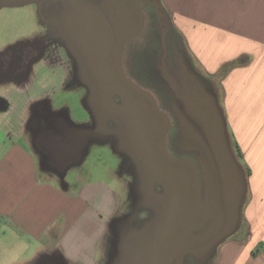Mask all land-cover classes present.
Returning a JSON list of instances; mask_svg holds the SVG:
<instances>
[{
	"label": "crops",
	"instance_id": "0c3cea01",
	"mask_svg": "<svg viewBox=\"0 0 264 264\" xmlns=\"http://www.w3.org/2000/svg\"><path fill=\"white\" fill-rule=\"evenodd\" d=\"M160 1L174 14L191 54L206 73L214 74L240 55L250 57L246 66L230 71L220 84L219 104L251 170L237 226L244 220L250 235L247 242L243 238L221 245L215 263L264 264L261 251L251 253L264 242V0ZM212 34L228 39L219 47L225 45L226 51L233 47L236 54L213 60L211 50L218 47L217 41L209 51L210 44L198 40ZM33 83V78L25 82L6 77L0 66V264L39 260L49 264V256L62 264H98L97 247L117 216L118 197L100 181H85L76 189L65 182L64 173L81 159L79 148L86 137L70 127L56 130L46 117L35 114L33 105L43 98L30 96ZM59 148L62 162L54 170L50 152ZM195 261L185 264H201Z\"/></svg>",
	"mask_w": 264,
	"mask_h": 264
},
{
	"label": "rangeland",
	"instance_id": "374dc122",
	"mask_svg": "<svg viewBox=\"0 0 264 264\" xmlns=\"http://www.w3.org/2000/svg\"><path fill=\"white\" fill-rule=\"evenodd\" d=\"M154 2L159 6V10L163 15L165 14L164 16L166 17L164 19V25L167 27L169 35L168 47H174L177 55L179 54L177 60L179 64V68L177 69L180 74L177 85L181 87L179 90L182 93L186 87L191 86L192 83L190 78L195 76L198 78L201 85L203 84L206 89L214 94L218 104L221 105L223 92L220 84L225 78L220 79L218 77H213L217 72L208 74L202 69L198 60H196L190 52L188 39L182 36V32H180V29L176 26L174 14L166 11L160 0H154ZM74 3L78 4L83 9H86L85 7L87 6L92 7L93 5V7L102 14V24H99L98 27L95 26L93 29L84 25L76 14H74V18L70 16L72 13L63 2L55 0L31 3L17 7L1 8L0 49L2 52H7L17 47H35V45H38L35 44L36 41L39 43V49L44 47L43 57L31 64L29 74H34L32 78L35 84L33 83L34 86L32 89L28 88L30 96H41V98L47 101L43 106L46 114L50 113L54 120H58L62 123V125L51 123L56 130L60 129L65 131V128L70 127L75 129L81 136L83 133L85 134V130L90 132L87 135L85 134L87 137L79 148L81 159L68 168L69 170L64 173L66 176L64 180L70 184L72 189H76L85 181H100L104 184H108L110 189H112L118 197L119 205L117 216L110 221V227L106 238L97 247L98 264H118V256L125 245L129 243L131 239H135L133 236L138 237V240L134 244V249L141 251L143 255L140 264H148L147 248L149 243V228L151 222L155 218L156 210L160 202L166 195V188L158 177L140 173L136 163L131 159L125 148L121 137L119 119L116 117L102 118L101 114L97 111V98L100 95L105 96L108 103L114 104H120V98L113 95L108 85L95 81V75L89 76L84 69H81L79 74L77 64L74 65V62H72L74 61L73 57L79 45H76V42H71L73 34L81 30L87 45L94 46L92 49L103 47L107 43L113 45L116 38L112 36L121 37V35L123 36V34L129 33L135 29L137 25V15L131 7L130 0H74ZM57 14H59V16ZM107 25H110L109 29L111 30L110 33L112 36L110 35V37L100 39L99 36L102 34V29H106ZM93 30L95 33L91 32ZM155 30L156 17L151 15L150 19L147 18V24L143 33L132 42L141 44L148 41L149 35H152V37L154 36L149 46V50L151 51L150 54L143 53L136 59L137 64L134 76L143 84L156 90L157 93L161 95L165 94L167 105L173 112L174 104L171 95L167 89L160 85L158 74L155 70V62L157 60L155 56L153 58L152 53V50H155L156 47L157 38L155 36ZM208 30L209 29H206V32ZM198 40L203 44H210L209 51L212 49V43H216L217 41L215 45L218 47L213 48L211 51L213 53V60L216 59L218 62L236 54V50L233 47H231L230 51L222 49L223 47L225 48V45L221 46L222 48L219 47L224 41L228 42V39H223L222 37L212 34L205 38H199ZM231 42H237V39H231ZM62 48H65L68 52L67 54L70 59H72L71 61L62 53ZM51 55H53V57H50ZM59 55L64 62H72V64H68V68L72 73H75L77 79L81 78V80H83L82 85L77 84L73 79L72 81H68L66 86L63 84L59 86L60 82H66V80H62L65 75V70L63 66H61L58 58ZM241 56L242 55L232 60L230 59V61H234ZM145 60L147 64L142 63V61ZM43 67H45L46 70L42 69L38 71ZM50 68H55L54 73ZM40 72H43L44 75H41L38 79L39 81H37V74L35 73ZM43 78L44 81L41 82ZM46 83L48 86L42 88L41 85H45ZM170 83V88H173V83ZM46 89L48 91H44ZM42 90L44 92H41ZM124 91L133 100L139 101L147 108L146 103L139 98L138 95L125 88ZM175 92L180 94L179 91ZM157 122L159 121L157 120ZM224 122L229 134L228 139L231 147L234 137L225 118ZM176 130L177 140L179 141L178 127ZM57 133V136H59L61 132L57 131ZM54 135L56 136V133ZM37 156L38 158L40 157V159L44 157L42 154H37ZM47 161L49 160L47 159ZM238 163L243 171L244 168L242 165H247L246 161H244V157L241 162L242 164L239 161ZM184 168L186 167H175V169L178 170H183ZM262 168V171H264V167ZM58 169L59 167L56 165L54 170ZM75 176H79V179L76 181L73 180ZM248 178L249 177H245V180H248ZM104 220L106 219L104 218ZM244 223V220L242 224L240 222V227L237 228V231L225 237L214 248L213 252L203 259H199L198 262L206 264L208 261L210 264H216L215 260L219 254L221 245L229 241H238L243 238L246 239L247 242L250 232L249 229H246L247 227ZM137 232L138 234H136ZM248 243L254 246L252 241ZM260 251L261 254H264V242L256 244L252 250L255 254ZM49 257V264H62L56 257ZM35 264L44 263H41V260H39L37 263L35 262Z\"/></svg>",
	"mask_w": 264,
	"mask_h": 264
},
{
	"label": "water",
	"instance_id": "95a60500",
	"mask_svg": "<svg viewBox=\"0 0 264 264\" xmlns=\"http://www.w3.org/2000/svg\"><path fill=\"white\" fill-rule=\"evenodd\" d=\"M43 1L52 0H0V9ZM63 1L71 8L75 6L72 0ZM141 1L130 0L137 15V25L119 38L114 67L98 69L89 76L95 75V81L108 85L121 101L120 104L108 103L105 96L100 95L97 111L102 118L119 119L125 148L140 173L158 177L166 188V195L149 228L148 264H185L187 256L198 260L208 256L236 230L246 181L231 150L217 99L195 76L190 78L192 85L182 93L181 87L170 79L173 83L170 90L179 129L177 147L184 153L194 154L197 164L166 153L165 139L171 126L169 118L159 110L148 92L124 76L120 65L125 41L137 37L143 28ZM115 77L120 83L113 80ZM124 88L147 101L153 114L133 100ZM89 133L85 130L86 135ZM85 134L82 135L87 137ZM175 167L186 168L178 170ZM133 238L122 249L118 264L141 263L142 253L134 249L138 237Z\"/></svg>",
	"mask_w": 264,
	"mask_h": 264
},
{
	"label": "flooded vegetation",
	"instance_id": "af4514ba",
	"mask_svg": "<svg viewBox=\"0 0 264 264\" xmlns=\"http://www.w3.org/2000/svg\"><path fill=\"white\" fill-rule=\"evenodd\" d=\"M55 1L63 2L69 8L70 12L72 13L73 16L70 15L71 17L74 18V14H76L77 16H79L80 18L79 20L82 21L84 25L89 26L92 29L95 26L98 27L99 24H102V21H103L102 14H100V12H98L93 7V5L92 7L87 6L85 7L86 9H83L78 4H75L74 0H72L75 6L71 8V6H69V4L66 1H63V0H55ZM139 4H140L142 14H143L144 24H143V28L140 34L135 38L126 40L122 47L121 60H120L122 72L128 80H130L135 85H137L141 89L148 92L154 98L159 110L163 112L169 118L171 126H170V130L167 133L166 139H165L166 153L173 158H177V159L187 158V159L194 161L197 164L194 154H187V153H184L178 150V147H177L178 137H177V130H176L178 125H177V121H176V118L172 110L169 109L167 105V101H166L167 99L165 97L166 95L165 94L161 95L160 93H157L156 90H153L151 89V87L143 84L139 79L135 78L134 76L136 64H137L136 59L143 53L150 54L151 51L149 50V46L151 44V39H154V36L152 37V35H149L148 41L143 42L141 44L132 43V42L136 40L143 33L146 27V24H147V18L150 19L151 15H153L156 17L155 36L157 39H156V44H155L156 45L155 50H152L153 51L152 53H153V58L155 56V59L157 60L155 62V66H156L155 70L157 71L160 85H162V87L167 89L171 95L170 79H172V81L176 83L180 79V74L178 73V69H177L179 68V64L177 62L179 58L178 56L179 54L177 55V52L175 51L174 47H168L169 46L168 45L169 35L167 32V27H165L164 25L165 23L164 19L166 18L164 16L165 14L164 15L162 14V12L159 10V6L155 4L154 0H142ZM57 15L59 16V14ZM106 27H107L106 29H102L103 30L102 34H100L99 36L100 39L110 37L111 35L110 33L111 30L109 29L110 25L109 26L107 25ZM93 31L91 32L95 33V31L94 32ZM82 34L83 33L81 32V30H79L78 32H75L73 34L72 41H71V42H76V45H79L73 57L74 61H72L74 62V65L77 64L78 71L80 69H85L86 71L87 70L89 71L87 72L88 75H92V73L94 71H97L98 69L110 70L111 68H113L114 60L116 58L117 42L120 37L111 35L112 37L116 38L113 45L111 43H107L103 47L101 46V47H97V49H92V47L94 46L87 45V42L84 41L85 39L83 38ZM35 44L39 45L37 41ZM38 45H35V47H29V46H26L23 48L17 47V48L10 49L7 52H1L0 53V66L4 68L5 76L8 78L12 76L21 81H25V82L29 81L34 75V74H29L31 64H33L36 60L38 61L41 57H43V54H44V47L40 45L42 48L39 49ZM62 50H63L62 53L69 60L70 57L67 54L68 52L65 50V48H62ZM50 57H53V55H51ZM58 58L61 63V66H63L65 70V75L62 80H66V82L64 81L62 83L60 82L59 86L61 84L66 86L67 82L72 81L73 79L76 81L77 84L82 85L83 82H81L82 81L81 78L77 79L75 73H72L68 68V64L69 63L72 64V62H64L60 55L58 56ZM71 60L72 59H70V61ZM142 63L147 64V61L146 60L142 61ZM42 69L44 70L46 68L43 67L38 71H41ZM50 69L54 73L55 68H50ZM35 74H37L36 78H39L41 76V72L35 73ZM79 74H80V71H79ZM113 80L116 81L117 83H120L118 78L116 77ZM171 99L173 102L172 95H171ZM142 100L147 105L146 109H148L152 113L148 102L145 101L144 99ZM45 102L47 101L44 99H41L40 101H38L37 103L33 105L32 109L35 111V114L37 116L46 117L45 120H47L48 123L62 125V123L59 122L58 120H54L53 117H51L50 113L46 114L44 107H43ZM62 141H64V139ZM62 141L60 143H63ZM58 145H61V144L58 143ZM60 150L62 151V149L59 148V150H53L54 152H50V155L51 153L53 155V157H51V160L56 165L62 162V159H58ZM209 221L210 219L208 220V222ZM189 260H191L194 263L196 262L195 259H193L191 256H187L185 263H187V261Z\"/></svg>",
	"mask_w": 264,
	"mask_h": 264
},
{
	"label": "trees",
	"instance_id": "16d2710c",
	"mask_svg": "<svg viewBox=\"0 0 264 264\" xmlns=\"http://www.w3.org/2000/svg\"><path fill=\"white\" fill-rule=\"evenodd\" d=\"M249 62H250V57L247 55H242L241 57H239L238 59H236L234 61H230V62L223 64L219 68L217 73L213 75V77H218L220 79H223L227 76V74L233 68H239V67L246 66ZM231 149H232V152H233L235 158L237 159V161H239L241 163L243 161V154H242V152H241V150H240V148H239V146L235 140L231 143ZM242 166L244 168L243 171H244L245 177H249L250 176L249 167L245 164ZM252 255L255 256V253L252 252Z\"/></svg>",
	"mask_w": 264,
	"mask_h": 264
}]
</instances>
